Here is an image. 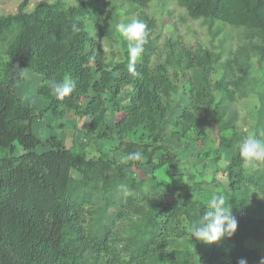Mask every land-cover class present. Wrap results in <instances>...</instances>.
Wrapping results in <instances>:
<instances>
[{
    "label": "trees",
    "instance_id": "1",
    "mask_svg": "<svg viewBox=\"0 0 264 264\" xmlns=\"http://www.w3.org/2000/svg\"><path fill=\"white\" fill-rule=\"evenodd\" d=\"M151 1L38 0L27 13L30 0H23L17 12L0 16V264H238L241 258L262 264L260 250L246 248L241 232L264 242V163L248 171L238 145L264 133V0H165L191 20L208 27L217 21L242 34L234 48L224 40L207 48L168 37L163 53L145 12ZM121 10L139 11L136 19L149 30L138 75L128 71V49L107 54L101 43L119 34ZM254 59L260 77L251 73ZM27 71L40 76L37 94L55 120H87V142L75 153L55 135L42 143L32 132L42 110L17 95ZM65 78L75 88L57 100L49 81ZM166 130L205 157L215 153L214 164L223 150L230 154L224 193L231 195L237 229L209 248L190 229L210 202L198 199L196 173L174 181L180 160L166 144ZM106 140L117 141L107 153L96 147ZM39 145L47 148L38 153ZM135 151L142 158L127 161ZM142 165L151 166L144 177L126 173ZM164 168L168 183L155 174Z\"/></svg>",
    "mask_w": 264,
    "mask_h": 264
},
{
    "label": "rangeland",
    "instance_id": "2",
    "mask_svg": "<svg viewBox=\"0 0 264 264\" xmlns=\"http://www.w3.org/2000/svg\"><path fill=\"white\" fill-rule=\"evenodd\" d=\"M23 0H0V16L7 14H14L17 12L19 5ZM38 0H30L29 5L26 7L25 12L29 13L33 10L34 6L37 4ZM79 0H67V4L74 5ZM108 12V8L106 9ZM146 14L154 19L156 30L155 35L157 37V48L159 52H164V43L168 37H180L182 41L186 44H193L195 42L199 43L204 47H212L218 46L222 40H224V46L228 48H234L237 45L238 39L242 34L241 29H232L228 26H225L220 22H214V25L208 27L202 20H191L187 17L185 11L179 8L176 4L167 2L165 0H152L147 9H145ZM139 15V11L133 12L128 15H123V11H120V16L118 19V24L126 23L131 19H136ZM217 27H223L221 31L213 36V30ZM103 48L106 50L107 54L110 50L116 52H122L128 49V41L120 34H117L112 42L107 43L105 40L101 41ZM7 59V58H6ZM252 65V75L255 77L261 76V71L259 70L256 60L254 59ZM40 83V76L33 71H27L24 75V81L19 85L17 89L18 97L24 101L25 104H29L34 106L38 112L41 110V115H38L35 122L32 124V132L41 140V142H45L51 135H55L60 140H62L64 146L73 150V153L76 152L77 147L82 140L81 143L87 142L84 132L81 130H85L86 126H88L87 120L84 118L77 119V128L75 119H71V117H67L61 120H55L50 113V111L46 110L47 101L42 99L37 94V87ZM180 100H182V96L175 101L176 105ZM177 113V112H176ZM174 112L170 117L171 120L176 116ZM251 125V124H250ZM76 131L80 132L79 138L76 137ZM166 144L171 147L173 153L179 157V164L174 169L173 179L176 182H185L187 181L189 173H196L197 181H201L202 193L198 196V199L201 202H212L218 196L222 197L223 206L227 207L230 211V196L226 195L224 192H228L227 190V182L224 168L225 164L230 157L229 152L222 151V157L213 163L211 159L215 153L211 154L212 157H205L200 150L195 147H185L183 143L179 144L172 141L169 138V131L166 130ZM130 139L133 141H137L139 139V134H133L130 136ZM86 140V141H85ZM76 143H73V142ZM117 146V141L115 140H106V141H98L96 143V147L102 150L103 152H108L109 150H113ZM47 147L44 145H39L36 149V152L40 153L45 150ZM14 155H19L22 153L21 148L16 145L14 150ZM114 153V157L113 154ZM112 158L119 160V153L113 151L111 153ZM110 155V157H111ZM204 156V157H203ZM248 171H254L255 167L246 166ZM151 170L150 165H142L139 167H130L127 168L126 173L136 178L144 177V175L149 173ZM157 179L160 182L168 183L171 180V176L168 172H166V168L160 169L155 172ZM73 175L76 176V174ZM243 216V215H242ZM241 216V217H242ZM240 226H244V220L239 221ZM243 245L246 248H255L260 250L261 259L264 261V242L261 238L253 239L251 234L243 230ZM200 244L204 245L203 242L200 241ZM208 248L209 244H206ZM198 244H195L193 247V251L197 252ZM208 264V263H204ZM260 264V263H259Z\"/></svg>",
    "mask_w": 264,
    "mask_h": 264
},
{
    "label": "clouds",
    "instance_id": "3",
    "mask_svg": "<svg viewBox=\"0 0 264 264\" xmlns=\"http://www.w3.org/2000/svg\"><path fill=\"white\" fill-rule=\"evenodd\" d=\"M120 34L128 41V71L135 73V63L144 51V45L147 43L149 30L147 25L139 19H131L126 23L117 25ZM22 72V71H21ZM75 88V83L69 78L57 81H49V93L57 100H63L70 95ZM261 135L248 136L238 145L239 155L242 162L249 167H255L264 163V140ZM142 158V152L135 151L126 155L127 161H138ZM123 159V158H122ZM124 188V185H119ZM208 211L200 217V222L193 225L190 229L191 238L205 244H213L225 237H231L237 229V219L232 215L227 207L223 206L222 197H217L208 206ZM238 264H247V261L241 258ZM264 264V261H262Z\"/></svg>",
    "mask_w": 264,
    "mask_h": 264
},
{
    "label": "crops",
    "instance_id": "4",
    "mask_svg": "<svg viewBox=\"0 0 264 264\" xmlns=\"http://www.w3.org/2000/svg\"><path fill=\"white\" fill-rule=\"evenodd\" d=\"M77 119L79 120L80 118H78V117L75 118V123H76L75 125H76V128H77ZM81 119H82V118H81ZM85 120H86V119H85ZM86 129H87V126H86ZM86 129H85V130L83 129V130H81V131L85 132ZM76 132H79V131H76ZM78 138H79V136H77V139H78ZM85 141H86V140H85ZM80 142H82V140H80Z\"/></svg>",
    "mask_w": 264,
    "mask_h": 264
}]
</instances>
